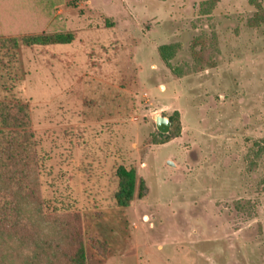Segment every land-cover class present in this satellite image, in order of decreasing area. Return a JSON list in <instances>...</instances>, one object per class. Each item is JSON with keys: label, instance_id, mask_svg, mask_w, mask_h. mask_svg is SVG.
<instances>
[{"label": "rangeland", "instance_id": "1", "mask_svg": "<svg viewBox=\"0 0 264 264\" xmlns=\"http://www.w3.org/2000/svg\"><path fill=\"white\" fill-rule=\"evenodd\" d=\"M55 17L72 44L0 63V99L31 109L46 216H78L94 252L140 245L113 264H264V0H64ZM175 112L180 136L156 143ZM122 166L146 185L129 208Z\"/></svg>", "mask_w": 264, "mask_h": 264}, {"label": "trees", "instance_id": "2", "mask_svg": "<svg viewBox=\"0 0 264 264\" xmlns=\"http://www.w3.org/2000/svg\"><path fill=\"white\" fill-rule=\"evenodd\" d=\"M63 4L64 0H0V63L4 65L3 58L10 59L23 46L72 44L74 32L48 30L56 19L55 10ZM178 48H159L160 57L168 66ZM172 70L177 76L183 75ZM179 115L175 112L170 117L171 132L159 133L156 143L167 144L180 136ZM116 179L114 200L119 208H129L136 196L145 195V182L138 179L136 170L122 166ZM39 190V161L29 104L0 99V264H87L79 217L63 221L48 218ZM62 230L64 234L60 233ZM90 246L101 257L109 251V245L98 240Z\"/></svg>", "mask_w": 264, "mask_h": 264}, {"label": "crops", "instance_id": "3", "mask_svg": "<svg viewBox=\"0 0 264 264\" xmlns=\"http://www.w3.org/2000/svg\"><path fill=\"white\" fill-rule=\"evenodd\" d=\"M118 242L112 241V243H110V249L106 257H101L96 252L86 247L87 264H113V262L117 260L125 259L127 254L135 252L140 248V245L136 243L133 246L127 245V247H125L123 244H118Z\"/></svg>", "mask_w": 264, "mask_h": 264}, {"label": "water", "instance_id": "4", "mask_svg": "<svg viewBox=\"0 0 264 264\" xmlns=\"http://www.w3.org/2000/svg\"><path fill=\"white\" fill-rule=\"evenodd\" d=\"M155 126L156 130L162 135H168L172 129V122L169 117L158 114L155 116ZM167 165L172 168H177L173 161H168Z\"/></svg>", "mask_w": 264, "mask_h": 264}]
</instances>
